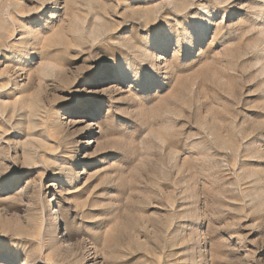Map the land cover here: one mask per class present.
<instances>
[{
  "label": "rangeland",
  "instance_id": "obj_1",
  "mask_svg": "<svg viewBox=\"0 0 264 264\" xmlns=\"http://www.w3.org/2000/svg\"><path fill=\"white\" fill-rule=\"evenodd\" d=\"M0 264H264V0H0Z\"/></svg>",
  "mask_w": 264,
  "mask_h": 264
},
{
  "label": "bare ground",
  "instance_id": "obj_2",
  "mask_svg": "<svg viewBox=\"0 0 264 264\" xmlns=\"http://www.w3.org/2000/svg\"><path fill=\"white\" fill-rule=\"evenodd\" d=\"M45 5L44 3L42 4V6ZM20 14V13H19ZM100 128V127H99ZM3 149V148H2Z\"/></svg>",
  "mask_w": 264,
  "mask_h": 264
}]
</instances>
